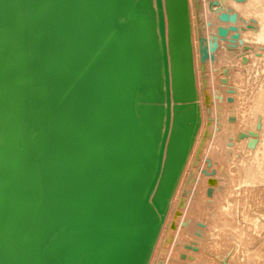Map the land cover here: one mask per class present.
Instances as JSON below:
<instances>
[{
    "label": "water",
    "instance_id": "1",
    "mask_svg": "<svg viewBox=\"0 0 264 264\" xmlns=\"http://www.w3.org/2000/svg\"><path fill=\"white\" fill-rule=\"evenodd\" d=\"M200 125L189 0H0V264H149Z\"/></svg>",
    "mask_w": 264,
    "mask_h": 264
},
{
    "label": "rangeland",
    "instance_id": "2",
    "mask_svg": "<svg viewBox=\"0 0 264 264\" xmlns=\"http://www.w3.org/2000/svg\"><path fill=\"white\" fill-rule=\"evenodd\" d=\"M251 1L248 4V0H196L199 8V46L208 56L202 71L205 76L203 87L210 102L207 107L210 134L206 132L202 139L190 170L192 178L186 183L189 193L184 201L186 204L188 202L189 207L177 211L184 217L173 219V224L168 228V239L159 252L161 264H178L175 257L181 253L190 257V262L182 264H264V109L257 110L255 106L257 97L264 91V41L258 35L261 32L260 35L264 37V0H253L254 5L257 3L255 6L251 5ZM224 91L230 96L226 98ZM222 93L227 103L234 102L237 94L236 107L239 110H234L237 109L238 117L234 112L237 119L232 121L239 124V129H236L239 133L231 130V119H226V115L219 110ZM242 106L247 108L243 114L247 112L248 116L246 114L244 118ZM239 118L244 121L241 122ZM242 125L247 127L243 129ZM210 141L211 144L217 141L227 157V172L233 173H227L226 179L219 176L216 166L210 161ZM257 156H262V159ZM259 160H262L261 164ZM231 175H235V178ZM203 177H215L221 184L217 185V198L206 202L210 211L198 213L192 206L196 196L201 202L203 200ZM235 183L241 184L240 187ZM222 194L225 197L222 196L223 207L219 208L220 211L217 203H220ZM227 202L231 204L230 207H227ZM223 209L231 214L223 212ZM214 210L216 213L210 214ZM221 216L226 218L222 217L221 221ZM214 219L224 226L213 227ZM183 220L191 226L190 230ZM209 222L212 223L211 227ZM209 232L216 235L212 237Z\"/></svg>",
    "mask_w": 264,
    "mask_h": 264
},
{
    "label": "bare ground",
    "instance_id": "3",
    "mask_svg": "<svg viewBox=\"0 0 264 264\" xmlns=\"http://www.w3.org/2000/svg\"><path fill=\"white\" fill-rule=\"evenodd\" d=\"M230 2H231V0H229ZM249 1H251V0H248V4H249ZM256 1V0H255ZM259 1H261V0H258L257 2H259ZM253 2V0L250 2L251 3V5L253 4L254 5V3H252ZM256 3V2H255ZM257 4V3H256ZM255 4V5H256ZM263 4V3H262ZM254 5V6H255ZM264 5V4H263ZM189 6H190V17H191V27H192V42H193V53H194V63H195V73H196V82H197V90H198V104H199V107H200V112H201V125H200V128H199V131H198V134H197V137H196V140H195V143H194V145H193V148H192V150H191V152H190V155H189V158H188V160H187V163H186V165H185V168H184V170H183V173H182V175H181V178H180V180H179V183H178V186H177V189H176V191H175V193H174V195H173V198H172V200H171V204H170V207H169V211H168V214H167V216H166V219H165V222H164V224H163V227H162V229H161V232H160V235H159V238H158V240H157V243H156V245H155V248H154V251H153V254H152V256H151V259H150V262H149V264H156V263H158V264H161L162 262V258L160 259V257H159V252H160V250L164 247V243H165V241L168 239V228L173 224V219H177V218H182V217H184V216H182V215H180L179 213H177V211H183L184 209H186V207L188 206V202H187V204L185 203V201H184V197L186 196V194H188L189 193V191L187 190V186H186V183H187V181L189 180V179H191L192 177H191V173H190V170H191V167H192V165H193V163L195 162V158H196V156H197V154H198V149H199V146L201 145V143H202V139L204 138V135H205V133L206 132H208V134H210V130L208 131V129L210 128V125H209V123H208V112H207V107H208V105H209V98H207V95L205 94V90H204V87H203V85H204V74H203V71H202V69L204 68L203 67V64H204V62L206 61L205 59H206V56H207V52L206 51H204L200 46H199V44H200V41H199V34H198V28H197V11L199 10V8H198V4H197V2H196V0H189ZM259 6V5H258ZM200 7V6H199ZM246 7H247V4H246ZM252 8V7H251ZM264 9V8H263ZM262 9V10H263ZM261 10V11H262ZM264 32V31H263ZM261 33V32H260ZM260 33L258 34L259 35V39H263V41H264V37L262 36V35H260ZM264 34V33H263ZM209 53V52H208ZM210 55V54H209ZM208 57V56H207ZM210 57H211V55H210ZM208 59V58H207ZM204 76V77H203ZM229 84H230V82H229ZM236 84V83H235ZM235 86V85H234ZM262 90V89H261ZM260 90V91H261ZM231 91V90H230ZM226 91H224V95H226V98L227 97H229L230 95L228 94L227 95V92L225 93ZM235 95V94H234ZM237 95V94H236ZM236 95H235V101L234 102H232V103H227L226 101H225V98H224V96H223V93H222V100L220 101V104H219V110H220V112L221 113H223V115H226V119L227 118H229V119H231V121L232 120H236L237 118L235 117V115L238 117V112H236V110L238 109L236 106V104L238 103H236V100H237V97H236ZM258 96V95H257ZM239 100V99H238ZM256 100V99H255ZM239 104H242V103H239ZM238 104V105H239ZM254 105V104H253ZM255 106H256V109L257 110H262V109H264V91L263 92H261V94L257 97V100H256V103H255ZM241 107V106H240ZM244 106H242V108H243ZM234 108H237L236 110H234ZM252 108H254V107H252ZM244 110H242V114H243V111H246L245 109H247L246 107L245 108H243ZM239 110V109H238ZM255 110V109H254ZM234 112H236V114L234 115ZM240 112V111H239ZM241 114V115H242ZM244 114H245V116H244ZM244 114H243V118L244 117H246V114H247V112L245 113L244 112ZM247 116H248V114H247ZM241 118H239V120H240ZM246 120H247V118H246ZM244 120H242L241 119V122H243ZM230 123V122H229ZM240 123V122H239ZM232 124V126H231V130H233L235 133H239L238 131L236 132V129L239 127V124L238 123H236V122H231L230 123V125ZM244 125H246V124H244ZM247 126H243L242 125V128L244 129V128H246ZM229 129V128H228ZM239 129V128H238ZM243 129H241L240 128V130H243ZM242 133V132H241ZM236 135H239V134H236ZM240 135H242L243 136V134H240ZM209 136V135H208ZM212 136H213V133H212ZM238 138H239V136H237ZM213 138V137H212ZM212 138H210V139H212ZM216 138V137H215ZM237 138V139H238ZM241 139V138H240ZM238 141V140H237ZM211 142L212 141H210V143L209 144H211ZM239 142V141H238ZM209 144H207V145H209ZM211 147H212V149H210V153H209V155L211 156V162L212 163H214L213 164V166H216V168H217V170L216 171H218V174H220L219 176H223V177H225V179H226V177H228L227 176V173H229V172H227V164H226V162H225V160H227V157H226V155L221 151V146L219 145V143L217 142V141H214L212 144H211ZM205 149H207V146H206V148ZM208 150V149H207ZM260 152V151H259ZM257 153H255V155H256ZM259 155H260V153H258ZM264 154V153H263ZM258 157V156H257ZM256 157V159L258 160V158ZM262 156H260V158H261ZM259 158V159H260ZM262 159V158H261ZM257 160H255V161H257ZM207 161H208V159H207ZM264 161V160H263ZM258 162H260V160L258 161ZM257 162V163H258ZM244 163V162H243ZM262 163V160H261V162H260V164ZM264 163V162H263ZM207 165H210V166H212L211 164H208L207 163ZM229 167H231L230 166V164L228 165ZM210 169V168H209ZM237 169V168H236ZM240 169V168H239ZM212 170V169H211ZM246 170H248V169H246ZM207 171H208V169H207ZM213 171H214V169H213ZM215 171V172H216ZM233 171V170H232ZM241 171V170H240ZM239 172V171H238ZM238 172H236V173H238ZM243 172H244V170H243ZM230 173H233V172H230ZM229 173V174H230ZM203 174H205V173H203ZM212 174V173H211ZM210 174V175H211ZM228 174V175H229ZM214 175V174H213ZM238 175H239V173H238ZM208 176V175H207ZM232 176V175H231ZM235 176V175H234ZM234 176H232L233 178H235ZM201 177H202V175H201ZM204 177H205V175H204ZM202 178V181H203V183H204V191L202 192V197H203V200H202V202L198 199V197L196 196L197 195V191L196 192H194V197L196 196V201H194V203H193V208L198 212V213H206V212H208V210L210 211V209L209 208H207L206 207V202H208V201H210V202H212V200L213 199H215V198H217V193H218V184L220 185L221 184V182H219L218 180H216V178L215 177H206V178ZM236 178H238L237 176H236ZM200 180H201V178H200ZM221 180V179H220ZM236 181H237V179H235ZM238 182V181H237ZM240 183H242V182H240ZM235 184H239V183H235ZM240 185L241 184H239V187H240ZM232 186H234V185H232ZM236 186V185H235ZM196 190H197V188H196ZM232 191V189H231V187H230V194L232 193L231 192ZM257 192V191H256ZM255 192V193H256ZM192 193V192H191ZM222 196H223V194L221 195V197L219 198V201H220V203H217V206H219L218 207V209L219 208H221V207H223L222 206V204H223V201H222V199L225 197V195L223 196V198H222ZM193 197V198H194ZM207 198H211V199H207ZM228 201H229V199H228ZM191 203V202H190ZM229 204V205H228ZM185 205V206H184ZM190 205V204H189ZM230 203H228L227 202V207L229 206L230 207ZM226 206V205H225ZM189 207V206H188ZM188 209V208H187ZM217 209V210H218ZM220 210V209H219ZM224 210V209H223ZM222 210V211H223ZM229 210V209H228ZM221 211V210H220ZM226 210H224L223 212H225ZM231 211V210H230ZM230 213L231 214V212H229V211H226V213ZM216 213V210H214L213 212H210V214H215ZM209 214V213H208ZM223 214V213H222ZM204 215V214H203ZM206 215V214H205ZM217 215V214H216ZM223 215H225V214H223ZM226 216V215H225ZM231 215H229V217H230ZM201 217V216H200ZM222 217H224V216H221V221H222ZM191 218V217H190ZM198 218H199V216H198ZM204 218V217H203ZM210 218H212L211 217V215H210ZM224 218H226V217H224ZM193 219V218H192ZM200 219V218H199ZM230 219V218H229ZM206 220V219H205ZM225 220V219H224ZM227 220V219H226ZM183 221H185V220H183ZM200 221V220H199ZM214 221V225L212 224V226L214 227V226H218V228H220V226L221 225H223V223L221 224V223H219L220 221L218 220H213ZM229 221V220H228ZM186 222V225H187V227H188V230H190V228H191V226H189V224L187 223V221H185ZM191 222V221H190ZM207 222V221H206ZM205 222V223H206ZM226 222V221H225ZM197 223V222H196ZM202 222L200 221V224H201ZM204 223V222H203ZM191 224V223H190ZM211 224H210V222H209V225H210V227H211ZM205 226V225H204ZM224 226V225H223ZM193 227V226H192ZM207 227H209V226H207ZM202 229V228H201ZM204 229V228H203ZM202 229V230H203ZM208 229V228H207ZM211 230V229H210ZM209 230V231H210ZM199 231H201L200 229H199ZM213 231V230H212ZM209 233H211V232H209ZM213 233V232H212ZM210 234V236H214V234L216 235V233H214V234ZM219 233V232H218ZM185 256V257H184ZM188 258H190L188 255H185L184 253H181V254H179L177 257H175V260H176V262L178 263V264H182V263H188V262H190V259H188Z\"/></svg>",
    "mask_w": 264,
    "mask_h": 264
}]
</instances>
